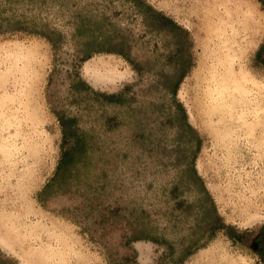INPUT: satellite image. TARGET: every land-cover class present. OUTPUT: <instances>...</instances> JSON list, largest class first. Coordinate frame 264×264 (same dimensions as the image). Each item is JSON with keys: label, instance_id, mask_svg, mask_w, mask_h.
Returning <instances> with one entry per match:
<instances>
[{"label": "rangeland", "instance_id": "obj_1", "mask_svg": "<svg viewBox=\"0 0 264 264\" xmlns=\"http://www.w3.org/2000/svg\"><path fill=\"white\" fill-rule=\"evenodd\" d=\"M59 119L87 154L40 202ZM23 144L45 231L0 227V264H264V0H0V152Z\"/></svg>", "mask_w": 264, "mask_h": 264}, {"label": "bare ground", "instance_id": "obj_2", "mask_svg": "<svg viewBox=\"0 0 264 264\" xmlns=\"http://www.w3.org/2000/svg\"><path fill=\"white\" fill-rule=\"evenodd\" d=\"M25 95L26 93L21 92V96ZM35 147L33 144H23V150L16 151L15 155L10 146L0 152V168L4 173L1 178L8 180L3 190L4 200L0 205V227L11 237L21 234L23 237L33 238L37 232L45 231L44 216L34 208L30 200L31 187L39 173L44 153L42 151L39 155V148Z\"/></svg>", "mask_w": 264, "mask_h": 264}, {"label": "trees", "instance_id": "obj_3", "mask_svg": "<svg viewBox=\"0 0 264 264\" xmlns=\"http://www.w3.org/2000/svg\"><path fill=\"white\" fill-rule=\"evenodd\" d=\"M110 1H112V0H110ZM145 8H150V7L147 5ZM150 10L153 12L154 17H155V15H158L157 11H155L153 9H150ZM104 52L117 53L123 57H126V55L121 50L111 49L104 42L96 41V40H95L94 45L88 49L87 54L104 53ZM88 57H90V55ZM88 57H86V58H88ZM180 79H181V76L179 77V79L175 83L174 87H172L170 92H171V95L174 99L175 106L181 111L183 117H185V111H184L182 105L179 102H177L175 99V97L177 95ZM124 94H125V90L120 92V93H117V94H108V95L102 94V96L105 98V100L108 103L123 104ZM59 121H60L63 141L66 142L70 137H74V142H73L72 146L62 149L60 159L57 163L56 170H55L53 177L44 185L42 190L39 192L38 200L40 202L43 201V197L45 196V194H47V192L49 191V189L51 188L53 183H57L60 187L64 186V184L66 183V180L71 177L72 168L75 166L76 163H78L80 161L82 162V160L86 157V154H87V148H86L85 140L82 138H79V136L76 135L77 128L74 125L75 120L74 119H67V120L59 119ZM191 164L192 165L190 168V176L192 177L194 182H196V183L199 182L201 184V187L204 190V192L207 193L199 175L197 174V172L194 168L193 161L191 162ZM209 200H210V203H212V208H211L212 211L216 212L215 207H214L213 202H212L210 197H209ZM206 215H207V213H206ZM205 218H207V223L209 224V227L207 228L206 232L213 231V229H211V228H213V226H215L214 224L218 220H220L218 215L215 213V217H214L215 221H211V220L208 221L207 216H205ZM215 229H216V231L217 230H225V227H224V225L220 224ZM135 237H137V239L148 238L149 235L146 233H141V234L138 233L137 235H135ZM152 240L154 242H158L155 239H152Z\"/></svg>", "mask_w": 264, "mask_h": 264}, {"label": "flooded vegetation", "instance_id": "obj_4", "mask_svg": "<svg viewBox=\"0 0 264 264\" xmlns=\"http://www.w3.org/2000/svg\"><path fill=\"white\" fill-rule=\"evenodd\" d=\"M258 235L260 236H259V239H257L258 241L257 246L260 248V251H263L264 253V228L259 231Z\"/></svg>", "mask_w": 264, "mask_h": 264}]
</instances>
